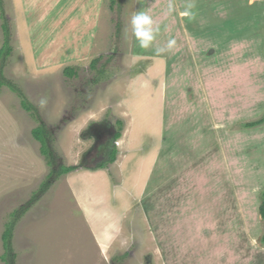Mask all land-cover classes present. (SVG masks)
Segmentation results:
<instances>
[{
  "label": "rangeland",
  "instance_id": "rangeland-1",
  "mask_svg": "<svg viewBox=\"0 0 264 264\" xmlns=\"http://www.w3.org/2000/svg\"><path fill=\"white\" fill-rule=\"evenodd\" d=\"M235 3L237 6L225 14L227 29L220 56L231 49H251L252 56L247 57L260 67L264 4L246 9L243 4L239 6V0ZM2 6L13 52L7 58L0 56V69L5 82L17 85V92L3 86L0 94V264H6L1 260L5 253L3 234L7 224L15 221V214L19 220L15 221L12 239L16 254L13 264H162L151 221L136 208L127 212L137 205L143 191L152 198V185L146 187L145 183L154 169L155 156L163 153L162 130L168 125H161L159 101V81L165 73L153 71V62L149 65V59L134 53L130 19L137 12V0H2ZM249 20L251 30L247 31L243 24ZM2 27L0 14V50L5 40ZM256 38L262 39L257 42ZM208 41L204 48L206 58L212 61L210 50L215 44ZM238 58V53H233L214 59L222 68L221 86L225 89L214 92L217 119L222 117L221 110L237 111L247 102L258 80L253 73L246 79L230 74V68L242 61ZM67 69H73L74 76H69ZM259 78L264 79L262 75ZM175 82L176 78L173 85ZM240 89L242 94L235 95ZM42 95L49 101L44 110L37 107ZM21 97L31 110L24 109ZM240 111L245 113V108ZM100 121H109L121 134L116 156L113 160L106 155L97 163H93V156L85 165L86 151L94 144L89 128ZM248 123L252 122L241 120L235 128L245 131ZM39 127L46 131L48 156L42 154V144L33 136ZM242 143L249 146L244 139ZM127 148L132 150L126 152ZM227 151L231 154L233 147ZM200 162L203 173L183 171L190 180H222L219 169L223 166L217 155ZM244 163L249 164L247 160ZM60 166L78 169L59 176ZM259 166L262 171L248 177L253 184H264V165ZM246 175L242 170L241 178ZM47 181L49 189L42 193L41 186ZM207 189L205 185L186 187L193 198L205 201L208 196L215 200V207L219 206L223 188L210 185ZM167 190L162 186L159 195ZM163 206L169 208L166 202ZM207 216L198 219L194 213L188 230L180 227V233L173 231L171 235L172 245L185 249L179 254L188 251L194 259L189 264H195L206 250V246L202 248L204 235L197 229ZM239 221L234 220L235 224ZM213 237L215 241L208 244L209 255L223 251L212 250V244L216 248L231 244Z\"/></svg>",
  "mask_w": 264,
  "mask_h": 264
},
{
  "label": "crops",
  "instance_id": "crops-1",
  "mask_svg": "<svg viewBox=\"0 0 264 264\" xmlns=\"http://www.w3.org/2000/svg\"><path fill=\"white\" fill-rule=\"evenodd\" d=\"M235 2L236 0H137V12L144 11L151 15L160 31L148 49L140 48L134 37V53L149 59V65L153 62V71L165 73V78L161 77L159 81V101L162 105L161 125H168L162 130L163 153L159 152L160 155L158 153L155 156L154 169L150 170L145 183L146 187L152 185V198L143 191L137 205H129L127 212L132 213L136 208L151 221L155 241L163 255L162 264H189L188 261H194L190 259L188 251L179 254L178 251L185 249L173 246L174 240L171 237L173 231L180 233V227L188 230L194 213L198 219L208 214L206 221L197 229V232L205 236H202L205 240V244L202 240V248L206 246V250L201 258H196L195 264H264V221L259 217V206L262 204L259 196L264 190V184H253L248 179L250 173L255 176L262 171L260 164L264 165V125L245 128V131L235 128L241 120L255 122L264 116V79L259 78L261 75L264 77V50L261 52L263 59H260V67L247 57L252 56L251 49L243 52L231 49L220 56L224 31L227 29L225 14L233 5L237 6ZM170 3L173 5L171 12L168 11ZM242 4L249 9L263 5L264 0H239V6ZM250 22L251 20L243 24L247 31L251 30L248 25ZM238 30L240 34L244 32L241 26ZM169 39L176 40L175 48L157 56L155 49L164 47ZM207 40L208 44H215L210 50L212 61L206 58L208 52L204 43ZM233 53H238V59L242 58V61L230 68V74L246 79L247 75L253 73L258 75V80L256 79L248 98L246 99V94L243 96L247 102L238 107L237 111L221 110L222 117L217 119L212 91L223 89V73L216 60ZM236 91L235 95L242 94V89ZM222 105L216 104L219 108ZM242 107L245 108V113H241ZM243 139L249 143L248 147L246 143H242ZM229 146L233 147L231 154L227 151ZM131 150L132 148H127L126 152ZM214 155L218 156V162L223 166L219 169L222 178L220 182H194L183 172L203 173L200 161ZM236 157L239 159H235ZM245 160L249 162L248 165L244 163ZM242 170L247 173L245 178H241ZM188 185L193 188L205 185V191H209L207 188L210 185L222 187L224 193L219 197V206L215 207V200L208 196L205 201L193 198L186 190ZM162 186L168 190L159 195ZM164 202L169 208L163 206ZM84 210L86 209H82ZM214 218L218 221H214ZM125 219L128 221L129 217ZM235 219L240 220L238 224H235ZM109 227L112 228V225ZM214 235H217L219 241H231V244L219 248L212 244V250L219 252L222 248L223 251L209 255L208 244L215 241Z\"/></svg>",
  "mask_w": 264,
  "mask_h": 264
},
{
  "label": "trees",
  "instance_id": "trees-1",
  "mask_svg": "<svg viewBox=\"0 0 264 264\" xmlns=\"http://www.w3.org/2000/svg\"><path fill=\"white\" fill-rule=\"evenodd\" d=\"M0 14H1V19L3 21V31H4V45L2 47V49L0 50V56H4V57H9L12 52H13V48L11 46V42H10V39H11V30H10V27H9V24H8V19L5 15V12L3 10V6H2V0H0ZM97 60H95L93 63H96ZM67 74L69 76H74V70L73 69H67L66 70ZM3 86H8L13 92H17V85H14L10 82H5L2 78V72H1V69H0V94H1V88ZM212 94H213V97H217L215 96L216 93H214L212 91ZM22 99V106L24 107V109H26L27 111L31 110V106L29 105V103L27 102V100L23 97H21ZM261 125H264V118L258 120V121H255V122H252V123H248L246 124L245 128L247 129H250V128H255V127H258V126H261ZM33 136L34 138L41 142L42 144V154L43 155H47L48 156V152H49V149H47V146H48V140L46 138V131H45V128L44 127H39L38 129L34 130L33 132ZM121 138V134L120 132H118L117 136H116V139H120ZM116 156V153H114L111 157L112 159L114 160ZM111 159V160H112ZM114 162V161H113ZM49 166H52V162H49L48 163ZM100 169H103L104 166H99ZM78 169V167L74 166V167H65V166H60V171H59V176L61 175H64V174H69L71 172H74ZM54 172L51 171V175L53 174ZM49 186H50V182L47 181L45 183L42 184L41 186V192L44 193L46 191H48L49 189ZM262 204H261V215H262V218L264 220V192L262 194ZM15 217V221L16 219L19 220L18 218V215L15 214L14 215ZM15 221H12L10 223L7 224V230L5 231V233L3 234V240H4V248H5V253L4 255L1 257V260H3L6 264H13L15 258H16V254L14 253V250H13V247H12V239H13V236H14V226H15ZM263 241H264V236H263Z\"/></svg>",
  "mask_w": 264,
  "mask_h": 264
},
{
  "label": "clouds",
  "instance_id": "clouds-1",
  "mask_svg": "<svg viewBox=\"0 0 264 264\" xmlns=\"http://www.w3.org/2000/svg\"><path fill=\"white\" fill-rule=\"evenodd\" d=\"M168 11H173V5L171 3L168 5ZM130 27L132 35L142 49H148L152 45L156 34L160 31L159 25L155 23L152 16L144 11H138L132 15L130 19ZM175 46L176 40L169 39L164 47L156 48L155 53L159 56L162 53L171 52ZM48 102V97L42 95L37 101V107L44 110L47 107Z\"/></svg>",
  "mask_w": 264,
  "mask_h": 264
},
{
  "label": "flooded vegetation",
  "instance_id": "flooded-vegetation-1",
  "mask_svg": "<svg viewBox=\"0 0 264 264\" xmlns=\"http://www.w3.org/2000/svg\"><path fill=\"white\" fill-rule=\"evenodd\" d=\"M89 132L94 144L86 151L84 157L85 165L88 164V159L90 160L93 156H95L92 158L93 163H97V159H103L106 155L112 156L117 153L119 139L117 140L116 136L119 131L115 130L109 121L94 123L89 128Z\"/></svg>",
  "mask_w": 264,
  "mask_h": 264
}]
</instances>
